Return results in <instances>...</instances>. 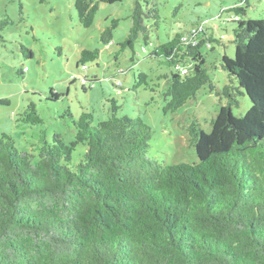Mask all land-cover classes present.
<instances>
[{
	"label": "trees",
	"instance_id": "16d2710c",
	"mask_svg": "<svg viewBox=\"0 0 264 264\" xmlns=\"http://www.w3.org/2000/svg\"><path fill=\"white\" fill-rule=\"evenodd\" d=\"M116 2L75 0L79 24L91 27L99 5ZM230 11L234 56L218 60L228 78L221 89L201 52L215 40L202 29L195 45L184 43L182 36L199 28L192 27L154 44L147 22L160 17L148 3L135 1L129 32L111 54L118 62L142 40L147 61L165 70L149 79L139 72L133 89H158L165 114L206 85L225 101L209 132L197 119L186 128L194 164L148 158L152 129L140 117L119 116L115 100L105 119L66 111L65 134L51 136L36 105L24 109L15 122L41 129L23 151L11 136L0 138V264H264V21L247 18L241 6ZM116 27L113 20L102 31L106 47ZM99 52L82 50L77 66ZM120 86L114 84L117 94ZM241 97L251 105L237 118L232 107ZM58 99L51 90L45 100Z\"/></svg>",
	"mask_w": 264,
	"mask_h": 264
},
{
	"label": "rangeland",
	"instance_id": "374dc122",
	"mask_svg": "<svg viewBox=\"0 0 264 264\" xmlns=\"http://www.w3.org/2000/svg\"><path fill=\"white\" fill-rule=\"evenodd\" d=\"M75 0H0V138L12 137L19 151L28 146L34 130L15 122L24 109L33 103L44 120L42 129L65 134L64 120L69 111L74 119L82 112L105 119L109 100L120 107L119 116L140 117L152 131L148 158L160 165L194 164L197 157L188 141L187 126L197 119L201 128L209 132V120L222 105L206 85L195 99L186 102L175 113H163V101L157 93L142 87L134 88L139 72L153 78L165 70L158 62L147 61L140 39L133 50L113 60L117 49L131 27V15L136 0H119L114 4H100L91 27L83 28L78 21ZM145 7H155L160 20L148 21L149 38L163 44L176 33L200 27L209 38L213 50L201 48L211 81L218 89L228 82L218 60L224 55L234 56L231 44L235 25L234 7L245 8L250 19L264 21V0H138ZM117 20L112 42L108 47L100 41L102 31ZM220 40V41H219ZM219 42V43H218ZM108 48V49H107ZM82 50H98L99 58L86 63L82 72L77 66ZM112 54V55H111ZM148 62V63H147ZM80 77L96 82L82 86ZM121 84L120 94L114 84ZM59 94L58 101L45 100L50 91ZM246 97L239 98L232 107L234 117L243 116L250 107ZM67 122H70L67 119ZM37 129V130H36ZM68 142L70 137H65ZM28 141V142H29Z\"/></svg>",
	"mask_w": 264,
	"mask_h": 264
},
{
	"label": "built area",
	"instance_id": "2783aa9c",
	"mask_svg": "<svg viewBox=\"0 0 264 264\" xmlns=\"http://www.w3.org/2000/svg\"><path fill=\"white\" fill-rule=\"evenodd\" d=\"M202 29L199 27L198 29H190L189 32L187 34H185L184 36H182L181 40L184 42V43H192L193 45L196 44L195 42V37L196 35L201 31ZM80 70L82 72H86L87 70V67L86 65H82ZM185 72V71H183ZM86 78L85 77H80V82L81 84H85L86 83ZM120 85V84H119Z\"/></svg>",
	"mask_w": 264,
	"mask_h": 264
}]
</instances>
